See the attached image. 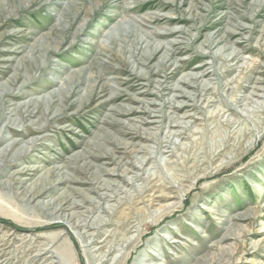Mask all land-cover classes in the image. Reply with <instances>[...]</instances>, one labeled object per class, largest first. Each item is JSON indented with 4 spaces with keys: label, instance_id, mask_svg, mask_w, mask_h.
<instances>
[{
    "label": "rangeland",
    "instance_id": "374dc122",
    "mask_svg": "<svg viewBox=\"0 0 264 264\" xmlns=\"http://www.w3.org/2000/svg\"><path fill=\"white\" fill-rule=\"evenodd\" d=\"M0 264H264V0H0Z\"/></svg>",
    "mask_w": 264,
    "mask_h": 264
}]
</instances>
